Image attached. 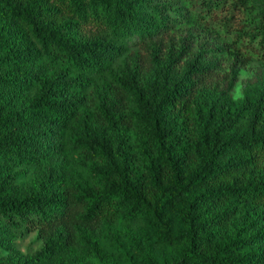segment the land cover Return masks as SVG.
I'll use <instances>...</instances> for the list:
<instances>
[{"label":"trees","instance_id":"obj_1","mask_svg":"<svg viewBox=\"0 0 264 264\" xmlns=\"http://www.w3.org/2000/svg\"><path fill=\"white\" fill-rule=\"evenodd\" d=\"M253 58L264 0H0V231L40 242L15 262L264 264Z\"/></svg>","mask_w":264,"mask_h":264},{"label":"rangeland","instance_id":"obj_2","mask_svg":"<svg viewBox=\"0 0 264 264\" xmlns=\"http://www.w3.org/2000/svg\"><path fill=\"white\" fill-rule=\"evenodd\" d=\"M252 1L254 2L255 0ZM255 19L256 18H252L251 14H247L246 10L239 9L229 12V30H226L224 26L212 19L207 20V25H202V23H200V25L211 31L213 34L211 42L215 47H218L222 44H230L233 40L234 30H230V27L234 28L242 21L252 25L250 21H254ZM248 24L247 26H249ZM247 26H245L246 29ZM257 72L264 77V61L257 58H253L244 68L238 71L236 75L237 81L231 91V95L234 99L243 97L244 91ZM53 163L62 171H65L67 160L64 156H58L53 160ZM123 237L129 238L130 234L125 232L123 233ZM7 239L8 233L0 231V264H17L14 259H20L22 261V258H24L27 253L36 250L40 244V242L36 240L34 232L28 233L22 237H16L10 242H6ZM125 241L128 243L127 239ZM79 255L83 257L82 264H91L83 253H79Z\"/></svg>","mask_w":264,"mask_h":264}]
</instances>
